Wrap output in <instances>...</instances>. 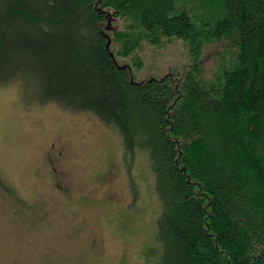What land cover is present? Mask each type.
<instances>
[{"label":"trees","instance_id":"obj_1","mask_svg":"<svg viewBox=\"0 0 264 264\" xmlns=\"http://www.w3.org/2000/svg\"><path fill=\"white\" fill-rule=\"evenodd\" d=\"M116 20L126 32L109 33ZM122 37L183 41L196 60L210 41L233 52L212 77L191 67L137 82L113 52ZM9 85L29 105L95 116L119 135L128 170L148 154L154 264H264V0H0ZM0 189L12 192L1 175Z\"/></svg>","mask_w":264,"mask_h":264},{"label":"rangeland","instance_id":"obj_2","mask_svg":"<svg viewBox=\"0 0 264 264\" xmlns=\"http://www.w3.org/2000/svg\"><path fill=\"white\" fill-rule=\"evenodd\" d=\"M139 40L112 42L137 82L191 67L212 77L233 52L210 41L196 60L183 41ZM22 100L17 85L0 88V175L12 191L0 189V264H154L161 207L148 154L128 170L119 135L92 114Z\"/></svg>","mask_w":264,"mask_h":264}]
</instances>
